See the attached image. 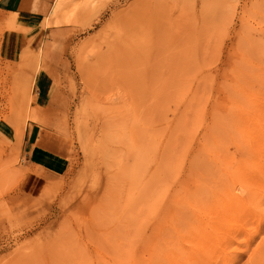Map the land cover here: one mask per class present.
I'll use <instances>...</instances> for the list:
<instances>
[{
    "label": "rangeland",
    "instance_id": "obj_1",
    "mask_svg": "<svg viewBox=\"0 0 264 264\" xmlns=\"http://www.w3.org/2000/svg\"><path fill=\"white\" fill-rule=\"evenodd\" d=\"M21 24L0 7V264H264V0H54L7 41Z\"/></svg>",
    "mask_w": 264,
    "mask_h": 264
},
{
    "label": "crops",
    "instance_id": "obj_2",
    "mask_svg": "<svg viewBox=\"0 0 264 264\" xmlns=\"http://www.w3.org/2000/svg\"><path fill=\"white\" fill-rule=\"evenodd\" d=\"M53 2L54 0H0V7L4 9L6 13L16 15L22 22L21 27L23 26L26 30L28 29L24 32L17 31L6 33L5 37L7 38V41L11 43L15 41L17 44H20L23 41L26 43L27 39L28 41L31 39L26 37V33L33 31L34 29H36L37 32L33 37H37L39 31L41 32L42 29L40 30V27L35 25V23L43 19L45 15H48ZM25 45L26 44H22L21 48ZM34 135L35 133L33 129L27 132L25 136V146L33 145L32 140Z\"/></svg>",
    "mask_w": 264,
    "mask_h": 264
},
{
    "label": "bare ground",
    "instance_id": "obj_3",
    "mask_svg": "<svg viewBox=\"0 0 264 264\" xmlns=\"http://www.w3.org/2000/svg\"><path fill=\"white\" fill-rule=\"evenodd\" d=\"M47 20V19H46ZM29 59H32V58H29ZM37 60V59H36ZM35 60V61H36ZM34 61V60H33ZM32 62V64L30 65V63H26V65H30V66H33V67H31L32 68V70H34L33 68L35 67V65L37 64V62L38 61H36V62ZM34 63H35V65H34ZM40 65V64H39ZM41 66V65H40ZM28 67V66H27ZM30 69V68H29ZM28 69V70H29ZM258 69H259V67H258ZM27 70V69H26ZM36 70V69H35ZM254 72H256L255 70H257V69H255V67H254V69H252ZM252 71V72H253ZM34 72V71H33ZM251 73V72H250ZM30 74V73H29ZM28 74V76H30ZM24 77H25V75H24ZM31 77V81L33 80L32 79V77L33 76H30ZM254 79V78H253ZM15 80H17V79H15ZM20 80V79H19ZM25 79H23V75H22V79L20 80V81H24ZM30 81V78L28 79V82H31ZM253 81V80H252ZM27 82V83H28ZM260 82V81H259ZM26 83V82H25ZM251 84V83H250ZM246 85H247V83H246ZM242 86V85H241ZM250 86V85H249ZM252 86V85H251ZM247 87H248V85H247ZM244 88V87H243ZM249 88V87H248ZM243 90V89H242ZM239 91V90H238ZM248 91V90H247ZM29 94V93H28ZM22 94L19 92V93H16V94H14L13 95V100H14V102H13V104H12V107H10L11 108V110H12V112L11 113H13L14 114V116H16L17 114L16 113H14V112H16L15 110H18L21 106H22V97L20 98V100H18L19 99V97L17 98V96H21ZM246 95V94H245ZM251 95V94H250ZM23 96V95H22ZM26 96V95H25ZM244 97V96H243ZM242 97V98H243ZM258 97V96H257ZM28 99H29V97H27ZM238 98V97H237ZM27 99V100H28ZM249 101H250V99L249 98H247ZM252 99V98H251ZM258 100V99H257ZM239 101H241V100H239ZM239 101H237L238 102V105H239ZM252 101V100H251ZM236 102V103H237ZM244 103H245V101H244ZM191 104V103H190ZM248 104V103H247ZM191 106H192V104H191ZM240 106V105H239ZM242 106V105H241ZM240 106V108H241V110L243 109L242 107ZM244 106V105H243ZM186 108H188V107H186ZM186 108H185V110H186ZM229 108V107H228ZM233 108V107H232ZM194 109V108H193ZM251 109H252V107H251ZM14 110V111H13ZM22 110V109H21ZM198 110H199V108H198ZM187 111V110H186ZM239 111V110H238ZM20 112H22V111H20ZM218 112V111H217ZM228 112V111H227ZM252 112V111H251ZM190 113V112H189ZM261 113V112H260ZM261 114H264V113H261ZM252 115H254V113L252 114ZM252 115H250V117L252 116ZM243 116H245L244 114H243ZM18 118H19V116H17ZM190 117V116H189ZM218 117V116H217ZM226 117V116H225ZM236 116H234L233 118H235ZM248 117H249V115H248ZM11 118H13V116H12V114H11ZM17 118V119H18ZM20 118H21V115H20ZM14 119V118H13ZM12 119V120H13ZM224 119V118H223ZM239 119H240V117H239ZM254 119V118H253ZM14 120H16V119H14ZM179 120V119H178ZM186 120H187V118H186ZM233 120V119H232ZM183 121H184V119H183ZM182 121V122H183ZM25 122V121H24ZM24 122H22V123H17V120H16V124H18L17 125V129H16V134H15V141H16V143H17V145H20L21 144V142H22V140H23V137H24V132H25V125H24ZM188 122V121H187ZM239 122V121H238ZM241 122V121H240ZM236 123V122H235ZM237 124V123H236ZM251 124V123H250ZM253 125V124H252ZM257 125H259V124H257ZM241 126V125H240ZM236 128V127H235ZM240 128V127H239ZM236 130V129H235ZM243 130V129H242ZM242 130H240V131H242ZM243 132V131H242ZM242 132H239V133H241L242 134ZM247 135H249V133L247 134ZM255 135V134H254ZM243 136V135H242ZM247 138L249 137V136H246ZM250 138V137H249ZM248 138V139H249ZM246 139V138H245ZM242 141V140H241ZM247 141V140H246ZM248 142H249V140H248ZM234 143V142H233ZM249 144H251V143H249ZM249 144H247V146H249ZM257 144H258V142H257ZM256 144V145H257ZM262 145H264V144H262ZM235 146V145H234ZM237 146V145H236ZM235 146V147H236ZM242 146H244V145H242ZM238 149H240L241 147L238 145ZM252 147H253V145H252ZM247 148V147H246ZM250 148V147H249ZM257 148H259V146H257ZM261 148V147H260ZM235 149V148H234ZM242 149V148H241ZM248 149V148H247ZM246 149V150H247ZM252 149V148H251ZM262 149V148H261ZM19 150V149H18ZM229 150V149H228ZM228 150H225V151H228ZM242 150H244V152H245V149L243 148ZM236 151H237V149H236ZM240 151V150H239ZM238 151V152H239ZM249 151V150H248ZM241 152V151H240ZM243 152V151H242ZM241 152V153H242ZM252 152H255V151H252ZM240 153V154H241ZM246 153L247 152H245V156H246ZM234 154H236V152L234 153ZM250 155V154H249ZM248 155V156H249ZM259 155V154H258ZM238 156V155H237ZM247 156V157H248ZM241 157H242V154H241ZM252 157V156H251ZM244 158V157H243ZM249 158V157H248ZM237 159H239L240 160V156H239V158H237ZM245 159V158H244ZM235 161V160H234ZM236 163H238V162H236ZM240 163H241V161H240ZM245 163V162H244ZM256 163V162H255ZM259 163V162H258ZM257 163V164H258ZM239 164V163H238ZM247 165H249V163L247 164ZM259 165V164H258ZM262 166H264V165H262ZM246 167V166H245ZM249 167V166H248ZM250 168V167H249ZM238 171H236V173H237ZM251 172V171H250ZM249 172V173H250ZM248 173V172H247ZM223 174V173H222ZM225 174V173H224ZM247 175V174H246ZM222 176H224V178H225V175H222ZM227 177H228V175H226ZM195 177V176H194ZM254 177V176H253ZM262 177H264V176H262ZM219 178V177H218ZM222 178V177H221ZM251 178V177H250ZM233 179V178H232ZM238 179V178H237ZM219 180V179H218ZM223 180V179H222ZM225 180V179H224ZM227 181H229V180H227ZM214 183H215V181H213ZM217 182V181H216ZM220 182H221V180H220ZM219 182V183H220ZM230 182V181H229ZM228 182V183H229ZM260 182V181H259ZM262 184H264V183H262ZM205 185V184H204ZM221 185H222V183H221ZM220 185V186H221ZM227 185V184H226ZM240 186V185H239ZM227 187V186H226ZM240 188V187H239ZM241 188H243V187H241ZM248 189V188H247ZM224 190V189H223ZM244 190H246V188L245 189H242V191H244ZM225 191V190H224ZM248 191V190H247ZM222 192V191H221ZM248 192H250V191H248ZM235 193V192H234ZM224 199V198H223ZM248 199V198H247ZM250 200V199H249ZM227 201L229 202V203H227L228 205H230V206H232V207H236L237 208V206L239 207H241V205H243V198L242 197H240V195L239 196H237L236 194L235 195H231V194H229L228 195V198H227ZM224 202V201H223ZM227 205V206H228ZM239 207V208H240ZM230 208V207H229ZM242 208V207H241ZM240 208V209H241ZM226 210V209H225ZM224 210V211H225ZM239 211V210H238ZM242 211L243 210H241V212H240V214L242 213ZM244 211H245V209H244ZM235 212H237V211H235ZM260 212H264V211H261L260 210ZM175 213V212H174ZM181 218V217H180ZM207 219V218H206ZM210 219V218H209ZM178 225V224H177ZM175 232V231H174ZM176 233V232H175ZM230 238H232V237H230ZM262 247H264V245H262ZM262 249V248H261ZM260 253V252H259ZM175 260V259H174ZM177 260V259H176ZM194 261L196 260V257L193 259ZM199 260V259H198ZM173 260H171V262H172ZM197 261V260H196Z\"/></svg>",
    "mask_w": 264,
    "mask_h": 264
}]
</instances>
